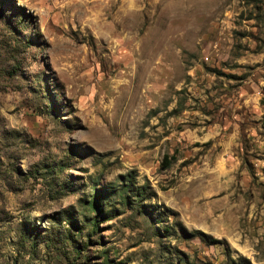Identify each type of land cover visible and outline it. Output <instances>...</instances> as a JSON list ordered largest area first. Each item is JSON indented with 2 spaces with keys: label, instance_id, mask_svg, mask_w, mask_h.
Wrapping results in <instances>:
<instances>
[{
  "label": "rangeland",
  "instance_id": "1",
  "mask_svg": "<svg viewBox=\"0 0 264 264\" xmlns=\"http://www.w3.org/2000/svg\"><path fill=\"white\" fill-rule=\"evenodd\" d=\"M248 18L243 0H0V264H264Z\"/></svg>",
  "mask_w": 264,
  "mask_h": 264
},
{
  "label": "trees",
  "instance_id": "2",
  "mask_svg": "<svg viewBox=\"0 0 264 264\" xmlns=\"http://www.w3.org/2000/svg\"><path fill=\"white\" fill-rule=\"evenodd\" d=\"M245 8H250V18L260 23L264 22V0H243ZM243 16H240V18ZM245 19V20H248Z\"/></svg>",
  "mask_w": 264,
  "mask_h": 264
}]
</instances>
